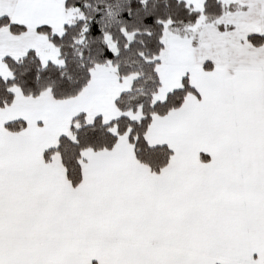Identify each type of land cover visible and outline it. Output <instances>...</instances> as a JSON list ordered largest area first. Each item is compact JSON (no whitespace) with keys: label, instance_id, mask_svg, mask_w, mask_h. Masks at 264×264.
<instances>
[{"label":"snow or ice","instance_id":"1","mask_svg":"<svg viewBox=\"0 0 264 264\" xmlns=\"http://www.w3.org/2000/svg\"><path fill=\"white\" fill-rule=\"evenodd\" d=\"M0 264H264V0H0Z\"/></svg>","mask_w":264,"mask_h":264}]
</instances>
